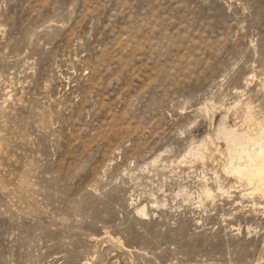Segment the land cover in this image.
Instances as JSON below:
<instances>
[{"label":"rangeland","instance_id":"374dc122","mask_svg":"<svg viewBox=\"0 0 264 264\" xmlns=\"http://www.w3.org/2000/svg\"><path fill=\"white\" fill-rule=\"evenodd\" d=\"M248 112L264 0H0V264H264V195L215 151Z\"/></svg>","mask_w":264,"mask_h":264},{"label":"bare ground","instance_id":"6f19581e","mask_svg":"<svg viewBox=\"0 0 264 264\" xmlns=\"http://www.w3.org/2000/svg\"><path fill=\"white\" fill-rule=\"evenodd\" d=\"M249 113L245 116L247 121V123L245 122V126L247 125L246 130H243L245 127H242V130L235 127L230 128L225 123V117L222 118L217 127L215 140L221 141L224 149L220 151L217 146L218 148L215 151L224 158L222 170L227 175L229 174L231 175L230 177L235 178L236 182L238 181L250 187L251 193L258 192L264 195V125L254 122ZM209 144H214L210 137L208 141H200L198 145L192 146L186 153L189 156L188 159H191L189 163H192V160H197L203 164L206 159L203 151L208 150L207 146ZM212 155H210L211 159ZM184 160L186 161V159ZM157 163L158 159L152 161L153 166L157 165ZM202 188L201 196L205 199L214 197V191L208 187V184H205ZM218 191H222V189L219 187ZM138 212L147 216L146 209L143 207Z\"/></svg>","mask_w":264,"mask_h":264}]
</instances>
